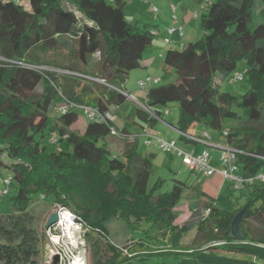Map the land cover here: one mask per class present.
<instances>
[{"label":"trees","instance_id":"obj_1","mask_svg":"<svg viewBox=\"0 0 264 264\" xmlns=\"http://www.w3.org/2000/svg\"><path fill=\"white\" fill-rule=\"evenodd\" d=\"M21 1L0 0V58L42 69L0 61V170L17 185L12 211L0 214V264H38L47 238L29 211L38 198L83 222L91 264H264V184L237 192L247 190L246 202L229 210L202 193L208 202L190 207L196 221L179 227L175 209L185 185L176 181L167 194L148 193L154 155L139 153L136 141L126 139L113 155L103 142L111 137L103 123L87 121L81 135L68 132L76 111L55 114L50 124L64 100L100 111L121 106L129 73L141 67L153 31L125 18L124 0H28L29 10ZM196 2L203 5L201 38L165 51L161 68L175 72L177 82L149 88L145 103L158 118L176 104L175 129L186 134L196 121L221 132L224 119H239L234 108L246 110V122L226 131V142L239 152L238 174L254 176L264 170V0ZM241 59L245 92H222L221 82H233ZM136 112L149 128L155 125L139 107ZM55 131L59 140L52 143ZM202 206L208 212L200 217ZM241 210V238L234 239L230 224ZM114 221L131 230L146 223L152 232L139 230L137 240L117 245L108 232ZM194 229L193 241L183 245Z\"/></svg>","mask_w":264,"mask_h":264},{"label":"rangeland","instance_id":"obj_2","mask_svg":"<svg viewBox=\"0 0 264 264\" xmlns=\"http://www.w3.org/2000/svg\"><path fill=\"white\" fill-rule=\"evenodd\" d=\"M215 0H211L214 2ZM124 16L132 24L138 26H147L150 30H157L158 33L153 37V44L150 48H147L143 54V62L148 58L151 61V66L146 68L140 67L129 73L128 80L124 85V90L132 95L139 103H145V92L140 91L137 86V82L145 79L147 76H151L159 79L161 85H166L170 83L177 82V75L171 70H164L161 68L162 59L159 58V53L161 49H158L156 42L163 40L167 36V29L182 27L183 36L178 37L177 32L170 36L172 44L164 45L165 48H176L180 50V44L186 46L188 43L195 42L202 36V31L200 29V15L202 13L201 6L196 0H124ZM206 2V0H205ZM203 2V4L205 3ZM21 5L25 10H29L28 0H22ZM155 6L158 10L156 14L151 13V7ZM174 8V12L172 10ZM176 17V20L173 17ZM146 58V59H145ZM144 64V63H143ZM245 69V61L243 59L238 60L236 63V69L232 76L242 74ZM246 84L237 81L231 82V79H225L220 84V90L222 92H229L236 96L243 94L246 90ZM79 89H77L78 91ZM42 92V86L39 85L35 92V97L38 98ZM138 105L129 99H125L123 104L119 107H110L109 111L114 119V122L118 128L125 125L127 134L133 137L136 141L137 151L146 155H154L152 159V165L150 168V175L147 183V192L152 196H158L167 194L171 191L173 184L181 182L185 185V189L181 194L179 199V206L175 209L176 219L174 225L179 227L183 226L186 222L192 220L196 221L195 215L191 216L190 207L195 203H207L208 199L202 196V193L208 195L213 199L210 201L221 210H229L231 206H243L245 201V196L247 195V190H244L241 194L234 192L232 190L231 182L229 180H223V182L214 175L208 178H204L201 174L196 171H190L183 164L182 159L176 156L172 152H163L158 149L153 143H147L144 138V130H148L152 135L158 136L162 139L174 140L177 147L185 152L194 151L196 153L202 151V144H193L190 141H185L180 139L178 130L175 129L178 117L179 109L176 104L168 105V114H164V109L160 106L155 107V110H162L160 118L155 119V125L149 128L147 125L143 129L141 126L146 123L142 118L137 115ZM239 114V119H224L222 123L221 132L212 131L205 127L201 122H194L187 130V134L191 136H200L202 132L207 131L214 141L223 142L222 133L228 131L230 128L237 126L239 123H244L247 120V111L234 108ZM50 124L54 122L55 110H53L50 115ZM87 120L81 113H78V120L72 126L67 128L68 132L81 135L84 131L85 123ZM241 125V124H240ZM244 125V124H243ZM242 125V126H243ZM57 127H60L57 125ZM118 130V129H117ZM58 132L55 131L51 135L57 136ZM104 144L113 155L120 154L122 149V140L118 137H106L104 139ZM206 146V145H203ZM210 155L214 157L211 165L219 169V161H215L219 158L220 152L217 149H212L206 147ZM5 163H9L6 156L2 157ZM10 173L6 169L0 170V214H6L12 211V201L11 198L16 194L17 185L12 181L10 186L7 188L8 193L2 195L5 188L3 180L8 177ZM52 200L47 198L43 201L41 199H34L31 203L29 211L35 217V226L39 233L47 234V229L44 230L45 223L48 217L55 213L58 209V204H51ZM207 207L200 209L199 216L203 217L208 211H205ZM199 210V209H198ZM205 211V213H204ZM194 217V218H193ZM139 230H148L152 232L149 225L142 223ZM139 230H131L126 223L121 221H114L108 227V232L110 237L117 245H128L132 240H137L139 238ZM195 238V229L189 231V233L181 239L183 245H189ZM83 240V238H82ZM70 249L64 248L61 252L62 260H59L57 264H69L71 257ZM76 253H80L83 256L85 264H91V255L89 249L84 245V241L81 242L79 249H76ZM221 253V252H220ZM54 254V255H53ZM56 255L55 247L50 243L49 239L46 238L44 241V246L42 253L38 259V264H53V258ZM231 257H241L234 256L231 254H223ZM57 256V255H56ZM81 256V257H82ZM77 261V260H76Z\"/></svg>","mask_w":264,"mask_h":264},{"label":"built area","instance_id":"obj_3","mask_svg":"<svg viewBox=\"0 0 264 264\" xmlns=\"http://www.w3.org/2000/svg\"><path fill=\"white\" fill-rule=\"evenodd\" d=\"M202 7L203 5L201 6V8ZM172 10L174 12V8H172ZM157 12V8L155 6H152L151 13L156 14ZM173 19L176 20V17L174 16ZM175 32H177L179 37L183 36V30L181 26L177 28H169L167 29V36L163 40L164 45L168 46L172 44L170 36ZM181 45L182 44H180V47ZM0 61L19 64L31 69H42L40 67L24 63L7 61L2 58H0ZM239 80H241L240 75L233 77V82H237ZM96 81L103 83V81ZM158 84H160L159 79L151 76H147L145 79L137 82L138 89L143 92H146L149 88L157 86ZM123 94L125 95V98L134 101L139 106L141 111L146 113L150 118H158L154 110L146 105V103L141 104L132 95L125 93ZM70 111L81 113L89 122H98L107 125L109 127L111 137H118L120 140H134V138L130 137L129 134H124L121 131L117 130V128L114 126V119L110 111H100L99 109L94 107L80 105L68 100H64L62 104L56 107L55 114L63 116ZM167 113L168 111L165 110L164 114L166 115ZM178 133L179 137L183 138L184 140L190 141L194 144L206 145L204 146L205 148L198 153L194 151L185 152L177 147L174 140L159 138L158 136L152 135V133L148 130H144L143 136L147 140V143H153L161 151L172 152L176 156L180 157L183 164L188 168V170L196 171L204 178L211 177L214 174H219L223 180H229L231 182L233 191H242L246 186H251L256 183L264 184V170L250 177H243L238 174L239 168L237 165V155L239 154V152L226 142V132L222 133L223 142L214 141L207 131L202 132L200 136H191L180 131H178ZM58 140L59 137L55 136L54 138H52L51 142L56 143L58 142ZM206 147L217 149L220 152L218 160L220 165L219 169L214 168L210 164L211 156L209 150ZM261 159L264 160V158ZM11 182L12 177L10 176L6 177L3 180L5 188L2 192V195H6L8 193L7 188L10 186ZM55 213H57L58 217L57 222L49 229H47L46 236L49 239L50 243H52V245L55 247L56 255L58 256L59 260H62L61 252L64 250V248H68L71 250L70 254L72 257L69 264H73L74 260H79L80 264H85L83 256L80 253H76V249H79L81 242H83L82 238L85 230L83 222L66 207L59 206Z\"/></svg>","mask_w":264,"mask_h":264},{"label":"water","instance_id":"obj_4","mask_svg":"<svg viewBox=\"0 0 264 264\" xmlns=\"http://www.w3.org/2000/svg\"><path fill=\"white\" fill-rule=\"evenodd\" d=\"M243 210L239 211L232 219L230 224V234L234 239H240V221L243 217ZM57 213H52L46 223H45V229H49L52 225H54L57 222ZM58 262V256H54L53 258V264H57Z\"/></svg>","mask_w":264,"mask_h":264},{"label":"crops","instance_id":"obj_5","mask_svg":"<svg viewBox=\"0 0 264 264\" xmlns=\"http://www.w3.org/2000/svg\"><path fill=\"white\" fill-rule=\"evenodd\" d=\"M158 31V29L156 30H153V33H154V36L156 35V33H158L157 32ZM179 37V36H178ZM180 38V37H179ZM162 43L163 42H160V41H157L156 42V46L158 47L157 48V51H159L158 49H161V51L160 52H158L159 53V56L161 57L164 53H165V51L167 50V48H165L164 47V45H162ZM152 44H153V42H152ZM164 44V43H163ZM159 57V58H160ZM146 59V58H145ZM144 63V64H143ZM147 66H151V61H150V59L148 58L147 60H144V62L142 61V63H141V68L142 67H144V68H146ZM161 111V110H160ZM168 114V113H167ZM143 119V118H142ZM85 125H86V123H85ZM114 126L119 130V131H126V129H125V125L123 124L122 125V127L121 128H118V126H116V124H115V122H114ZM144 127H146V124L144 125L143 124V126H141V129H143ZM127 132V131H126ZM185 142V141H184ZM220 142V141H219ZM185 143H187V142H185ZM194 144V143H193ZM195 145V144H194ZM201 147H202V149L201 150H203L205 147L203 146V145H201ZM211 156V155H210ZM217 158H219V157H217ZM212 161H214V157H212L211 156V160H210V164L212 163ZM216 162H218V159L215 161V163ZM223 182V181H222Z\"/></svg>","mask_w":264,"mask_h":264},{"label":"bare ground","instance_id":"obj_6","mask_svg":"<svg viewBox=\"0 0 264 264\" xmlns=\"http://www.w3.org/2000/svg\"><path fill=\"white\" fill-rule=\"evenodd\" d=\"M73 264H80V263H79V260H77V261L74 260Z\"/></svg>","mask_w":264,"mask_h":264}]
</instances>
